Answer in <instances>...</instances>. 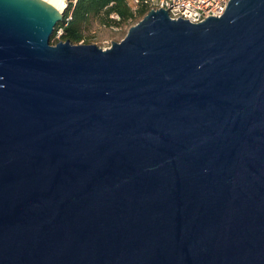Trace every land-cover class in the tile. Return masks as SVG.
<instances>
[{
  "label": "water",
  "instance_id": "obj_1",
  "mask_svg": "<svg viewBox=\"0 0 264 264\" xmlns=\"http://www.w3.org/2000/svg\"><path fill=\"white\" fill-rule=\"evenodd\" d=\"M62 17L0 0V264H264V0Z\"/></svg>",
  "mask_w": 264,
  "mask_h": 264
},
{
  "label": "trees",
  "instance_id": "obj_2",
  "mask_svg": "<svg viewBox=\"0 0 264 264\" xmlns=\"http://www.w3.org/2000/svg\"><path fill=\"white\" fill-rule=\"evenodd\" d=\"M69 11L71 16L66 24H64L65 20L61 19L56 24L55 29L62 26L59 39H69L71 42L78 39L85 42L82 28L92 18H97L106 25H120L129 19L140 17L142 14V11L134 14L127 5L126 0H76L72 5H68L63 15H67ZM55 29L52 35L55 34Z\"/></svg>",
  "mask_w": 264,
  "mask_h": 264
},
{
  "label": "built area",
  "instance_id": "obj_3",
  "mask_svg": "<svg viewBox=\"0 0 264 264\" xmlns=\"http://www.w3.org/2000/svg\"><path fill=\"white\" fill-rule=\"evenodd\" d=\"M76 0H63V12L69 4H73ZM130 10L137 14L142 11V17L149 9L162 7L166 9L172 18H188L191 22H198L205 19L209 14L221 15L223 13L228 0H126ZM70 11L67 15H63L62 19L66 21L70 18ZM114 16L117 17L116 14ZM55 32L61 33L62 26H58ZM74 43L83 42L82 39L73 41ZM73 43V44H74Z\"/></svg>",
  "mask_w": 264,
  "mask_h": 264
},
{
  "label": "rangeland",
  "instance_id": "obj_4",
  "mask_svg": "<svg viewBox=\"0 0 264 264\" xmlns=\"http://www.w3.org/2000/svg\"><path fill=\"white\" fill-rule=\"evenodd\" d=\"M141 17L129 19L120 25H106L101 23L97 18L90 19L82 28V34L85 42L95 43L100 47H108L114 41L120 40L129 30V27L134 25ZM60 41L59 33L55 32L49 38L50 43ZM62 41V40H61ZM74 43V42H72Z\"/></svg>",
  "mask_w": 264,
  "mask_h": 264
},
{
  "label": "bare ground",
  "instance_id": "obj_5",
  "mask_svg": "<svg viewBox=\"0 0 264 264\" xmlns=\"http://www.w3.org/2000/svg\"><path fill=\"white\" fill-rule=\"evenodd\" d=\"M45 1L49 2L60 11L63 9V0H45Z\"/></svg>",
  "mask_w": 264,
  "mask_h": 264
}]
</instances>
